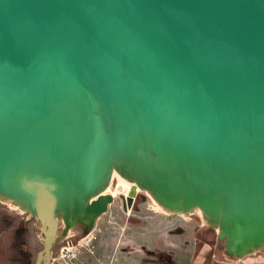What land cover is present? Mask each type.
<instances>
[{
    "label": "water",
    "instance_id": "95a60500",
    "mask_svg": "<svg viewBox=\"0 0 264 264\" xmlns=\"http://www.w3.org/2000/svg\"><path fill=\"white\" fill-rule=\"evenodd\" d=\"M115 158L264 226V0H0V191L41 226L34 264L58 211L85 234L107 211L87 200ZM233 227L234 255L264 247Z\"/></svg>",
    "mask_w": 264,
    "mask_h": 264
},
{
    "label": "rangeland",
    "instance_id": "374dc122",
    "mask_svg": "<svg viewBox=\"0 0 264 264\" xmlns=\"http://www.w3.org/2000/svg\"><path fill=\"white\" fill-rule=\"evenodd\" d=\"M120 171L122 174L124 169L121 167ZM109 184L110 192L107 194L112 196L113 201L93 225L97 234L96 248L93 254L86 252L79 254L74 264H90L94 257L95 264H126L124 260L133 259L134 257L130 258L129 255H135L140 247L144 250L141 252L143 256L141 264H253L256 253L264 254V247H254L244 257L234 255L241 248L239 243L234 239H228L229 235H226L228 237L226 238L218 232L216 224H208L202 220L203 215L199 211L182 216L160 210L145 190L136 192L132 208L129 209L124 202L130 188L124 186L116 175L110 179ZM122 208L127 212L124 213ZM76 216L77 223L73 227L66 218L58 219L57 237L51 259L58 258L60 248L67 242L75 244L85 234L86 215L77 211ZM214 216L216 222L219 216L216 213ZM22 219L28 220L25 222L30 229L28 238L31 242L28 243L29 248L26 251L23 247L27 237L24 238L19 228ZM222 225H227L231 235L238 237L232 231L231 221L224 220ZM104 227L107 229L103 230ZM124 227V236L121 237L115 229L121 232ZM256 231L254 237H248L246 240L259 239L264 234ZM101 235L106 237L98 243ZM244 238L238 237L240 240ZM42 239L41 226L31 212L0 202V242L5 246L0 252V264H34L37 253L42 250ZM118 242L119 251L116 252L113 245ZM119 256L123 261H119ZM139 258L135 259L137 264L140 262ZM259 258H261L259 261L255 258L258 264H264V256Z\"/></svg>",
    "mask_w": 264,
    "mask_h": 264
},
{
    "label": "bare ground",
    "instance_id": "6f19581e",
    "mask_svg": "<svg viewBox=\"0 0 264 264\" xmlns=\"http://www.w3.org/2000/svg\"><path fill=\"white\" fill-rule=\"evenodd\" d=\"M119 163H123L126 166V169L129 168L131 174L129 175V177L127 176L128 178H125L119 171V167H118ZM132 165H133L132 163L127 162L126 160L122 158L111 159L110 160V170L107 172V176L99 183V185L89 195L87 201L97 196L109 193L110 192L109 181L114 175H116L119 177L120 182L124 186L128 188H130L131 186H135L137 191L145 190L148 194L151 195L150 197L151 201L160 210H164L168 213H175V214L178 213L182 216H185L188 213H193L194 211H199L203 215V217H201L202 220L206 221L208 224L210 223L216 224V226L218 227V231L222 232L224 235H229V237H232V235L228 231L229 227H227V225H222V222L224 220L231 221L233 223V226H238V227H243V228L248 227L252 231L257 230L256 233L258 232L264 233L263 225H259L257 223L250 224V223H247L245 220H238L237 218H240L239 214L232 212V211L227 212L223 210L224 208H226L224 198H220L216 200L214 203L213 201H209L208 203L207 201H204L200 198L196 199L193 196H191L194 194V192L188 187L186 183L182 181L175 179V182L180 184V186L177 189L171 188V192L169 193L170 198L168 199L153 195L152 191H154L153 190L154 188L153 189L150 188L149 184L143 180L142 175H139L138 173L131 170ZM168 178L171 180L174 179V178H171L170 176H168ZM0 202L9 204L10 206L16 207V208L21 207V203L18 200H16L15 198H13L12 196H10L9 194L3 191H0ZM215 213L219 216V219H217L216 222L214 221ZM57 215L58 217L61 218L64 214L60 210L58 211ZM74 218H75L74 216L70 218L72 223H74V220H75ZM233 226L231 227L234 228ZM224 227H227V228H224ZM255 241L257 243L264 244V234L261 237H259V239L257 238L255 240L249 239V240L242 241L243 247H244V253H247L252 246L257 244Z\"/></svg>",
    "mask_w": 264,
    "mask_h": 264
},
{
    "label": "built area",
    "instance_id": "2783aa9c",
    "mask_svg": "<svg viewBox=\"0 0 264 264\" xmlns=\"http://www.w3.org/2000/svg\"><path fill=\"white\" fill-rule=\"evenodd\" d=\"M97 234L96 228L80 237V239L74 244L67 242L59 250L58 258H52L49 264H74L78 255L86 252L87 254H93L96 246Z\"/></svg>",
    "mask_w": 264,
    "mask_h": 264
},
{
    "label": "crops",
    "instance_id": "0c3cea01",
    "mask_svg": "<svg viewBox=\"0 0 264 264\" xmlns=\"http://www.w3.org/2000/svg\"><path fill=\"white\" fill-rule=\"evenodd\" d=\"M122 210L124 211V213H125V211L127 212V210H125V209H123L122 208ZM105 228V227H104ZM109 228H111V227H109ZM107 228H105V229H103V230H106ZM113 229V228H112ZM124 229H125V227L124 228H122L121 229V232H119L118 231V229H115V231H117V233L121 236V237H123L124 236ZM108 231V230H107ZM104 234V233H103ZM102 234V235H103ZM100 236L99 237V239H98V243H100L101 241H103V239L106 237V236ZM107 235V234H106ZM129 238H131V237H129ZM127 239V238H126ZM129 240H131V239H129ZM121 241V240H120ZM119 241V242H120ZM116 243L115 245H113V248L115 249V251L117 252V251H119V244L120 243ZM131 243H132V241H130ZM3 242H0V252H1V249H2V247H3V245L4 244H2ZM110 244H111V242L109 243V246H108V249L110 248ZM142 249V247H140V249H139V251L138 252H136V254L135 255H129L130 256V258H132V257H134L133 259H129V260H124L125 261V263L126 264H137V260H135V259H137V257H140L139 258V260L138 261H140L139 262V264H141V262H142V259H143V256H141V252H144V250H141ZM119 255H120V253H118ZM256 255L257 256H255V258L258 260V259H261V258H259V257H262V256H264V254L262 255V252H259V253H256ZM121 256V255H120ZM120 256H119V261L121 262V261H123L122 260V258H120ZM255 258L253 259V261H254V263L253 264H258V262H257V260H255ZM259 261V260H258ZM90 264H95V257H94V259L90 262Z\"/></svg>",
    "mask_w": 264,
    "mask_h": 264
},
{
    "label": "flooded vegetation",
    "instance_id": "af4514ba",
    "mask_svg": "<svg viewBox=\"0 0 264 264\" xmlns=\"http://www.w3.org/2000/svg\"><path fill=\"white\" fill-rule=\"evenodd\" d=\"M25 221L27 222L28 220H23V222L20 223V227L19 228L21 229L24 238H25V236L27 237L26 240L24 239L26 241V244L23 247V249L26 251L29 248L28 247V243L30 244L31 240H30V238H28L30 229L28 228V225H27V223ZM4 248H5V246L2 247L1 252H2V250Z\"/></svg>",
    "mask_w": 264,
    "mask_h": 264
}]
</instances>
